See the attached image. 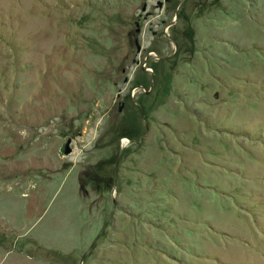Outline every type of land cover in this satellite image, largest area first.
Listing matches in <instances>:
<instances>
[{"label":"rangeland","instance_id":"rangeland-1","mask_svg":"<svg viewBox=\"0 0 264 264\" xmlns=\"http://www.w3.org/2000/svg\"><path fill=\"white\" fill-rule=\"evenodd\" d=\"M0 264H264V0H0Z\"/></svg>","mask_w":264,"mask_h":264},{"label":"water","instance_id":"water-1","mask_svg":"<svg viewBox=\"0 0 264 264\" xmlns=\"http://www.w3.org/2000/svg\"><path fill=\"white\" fill-rule=\"evenodd\" d=\"M135 42H136V45H137V48H139V45L137 43V39H135ZM144 67V66H143ZM71 151V147H70V138H68L64 144V150L63 152L65 154L69 153ZM115 201V200H114ZM115 203V202H114ZM105 226V225H104Z\"/></svg>","mask_w":264,"mask_h":264},{"label":"flooded vegetation","instance_id":"flooded-vegetation-1","mask_svg":"<svg viewBox=\"0 0 264 264\" xmlns=\"http://www.w3.org/2000/svg\"><path fill=\"white\" fill-rule=\"evenodd\" d=\"M158 4H161V1H158ZM144 66V68H145V65H143ZM141 106V105H140Z\"/></svg>","mask_w":264,"mask_h":264},{"label":"bare ground","instance_id":"bare-ground-1","mask_svg":"<svg viewBox=\"0 0 264 264\" xmlns=\"http://www.w3.org/2000/svg\"><path fill=\"white\" fill-rule=\"evenodd\" d=\"M123 140H127V139L124 138Z\"/></svg>","mask_w":264,"mask_h":264}]
</instances>
